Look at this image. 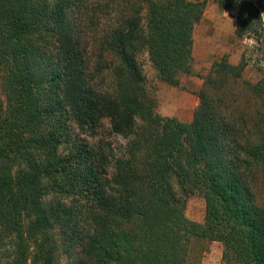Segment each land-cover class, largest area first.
Wrapping results in <instances>:
<instances>
[{
	"label": "trees",
	"instance_id": "obj_1",
	"mask_svg": "<svg viewBox=\"0 0 264 264\" xmlns=\"http://www.w3.org/2000/svg\"><path fill=\"white\" fill-rule=\"evenodd\" d=\"M140 1L145 28L132 0H0V264H195L196 239L221 242L228 263L264 264V71L245 83L246 52L236 65L223 56L191 121L159 115L137 54L179 85L206 0ZM215 1L236 3V37L258 42L254 2ZM101 14L111 23L92 62ZM103 120L130 137L112 165L67 132L74 123L92 137ZM193 192L202 223L185 215Z\"/></svg>",
	"mask_w": 264,
	"mask_h": 264
},
{
	"label": "rangeland",
	"instance_id": "obj_2",
	"mask_svg": "<svg viewBox=\"0 0 264 264\" xmlns=\"http://www.w3.org/2000/svg\"><path fill=\"white\" fill-rule=\"evenodd\" d=\"M97 4L101 0H90ZM139 8L141 25L146 27L147 8L140 0H132ZM201 2L203 0H190ZM256 4L262 14L263 31L259 33L258 42L254 38H238L235 35L237 27L236 13L237 5L231 7L220 6L215 0H206L202 19L195 25L193 31V60L192 72L182 75L180 83L173 86L161 81L157 76V71L153 68L148 52L145 48L137 54V60L142 74L145 78V85L148 93L156 100V111L164 117H175L180 121L189 122L199 104L197 93L201 89L212 92L215 83L205 84V78L211 71L214 61L223 56H227L230 63L236 65L240 61L243 52H246L247 65L242 74V81L256 82L264 71V0H251ZM103 3V1H102ZM99 25L93 26L89 32L88 40L91 44L89 57L95 62L99 52L101 36L105 33L107 26L111 23L108 14L100 15ZM97 23V22H96ZM108 60V59H107ZM212 79L216 80L215 74ZM239 81V80H238ZM102 88H109L112 83L110 73L106 71L96 81ZM245 83L237 84L235 93H241L242 99L247 101L246 105H253L249 102L252 96L245 87ZM2 98L0 90V99ZM67 132L70 142L81 140L103 152L109 160L110 165L114 159L122 156L126 150L130 137L114 134L110 130L107 120L101 122L98 133L90 136L89 133L81 131L74 123H69ZM69 143L60 147L61 154L68 152ZM111 171V169H109ZM177 188V187H176ZM185 215L192 221L202 223L205 216V200L198 192H193L186 199ZM224 247L221 242L209 241L206 239H196L192 243L191 258L195 264H231L224 258Z\"/></svg>",
	"mask_w": 264,
	"mask_h": 264
}]
</instances>
